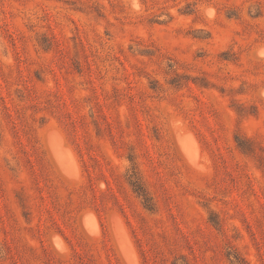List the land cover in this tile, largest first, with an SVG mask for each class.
Masks as SVG:
<instances>
[{
    "label": "rangeland",
    "instance_id": "obj_1",
    "mask_svg": "<svg viewBox=\"0 0 264 264\" xmlns=\"http://www.w3.org/2000/svg\"><path fill=\"white\" fill-rule=\"evenodd\" d=\"M0 264H264V0H0Z\"/></svg>",
    "mask_w": 264,
    "mask_h": 264
}]
</instances>
